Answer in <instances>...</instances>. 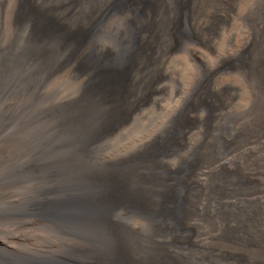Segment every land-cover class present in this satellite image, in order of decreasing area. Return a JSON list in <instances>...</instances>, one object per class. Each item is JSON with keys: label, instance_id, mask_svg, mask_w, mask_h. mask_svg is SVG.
Here are the masks:
<instances>
[{"label": "rangeland", "instance_id": "obj_1", "mask_svg": "<svg viewBox=\"0 0 264 264\" xmlns=\"http://www.w3.org/2000/svg\"><path fill=\"white\" fill-rule=\"evenodd\" d=\"M140 1L0 0V239L29 264H264V0L130 26ZM127 163L154 165L171 216L107 201Z\"/></svg>", "mask_w": 264, "mask_h": 264}, {"label": "bare ground", "instance_id": "obj_2", "mask_svg": "<svg viewBox=\"0 0 264 264\" xmlns=\"http://www.w3.org/2000/svg\"><path fill=\"white\" fill-rule=\"evenodd\" d=\"M93 1V0H92ZM214 1V0H213ZM88 2V1H87ZM90 2V1H89ZM178 2L179 0H141L139 2V7L137 10L134 8L133 10L131 7H127V9L124 10H130L133 11V16H130L129 23L130 26L136 27V25L139 24V22L142 23V21L145 20V18L151 16V13H156V16L158 18L162 19L163 24H170L172 19L175 20L178 16ZM102 7V6H101ZM214 12V11H213ZM128 14V12H127ZM146 21V20H145ZM242 23V22H241ZM141 25V24H139ZM138 25V26H139ZM164 26V25H163ZM243 29V28H242ZM232 28L228 30V38L232 39ZM74 44V49H79L83 48L82 54L85 52V48L82 45L81 42H73ZM78 51V50H77ZM202 52V51H201ZM197 49L192 50V54L197 59L198 65L202 66L201 61L197 55ZM78 56V55H77ZM204 64V63H203ZM84 75V74H83ZM86 79L87 77H83ZM112 86V87H111ZM118 82L116 81H110L108 83H99L95 85V89L98 91L104 90L105 88L108 89H114L116 91L115 93H118ZM95 91V90H94ZM102 92V91H101ZM184 94V93H183ZM118 95V94H117ZM182 96V95H181ZM116 97V95H115ZM184 97V96H183ZM184 99V98H183ZM180 102V101H179ZM243 102V101H242ZM245 102V101H244ZM247 102V101H246ZM180 104V103H179ZM182 105V103H181ZM101 106V105H100ZM179 106V105H178ZM177 109V108H176ZM249 110V109H248ZM176 112V111H175ZM199 112H207L205 106H201L200 109L196 112L199 114ZM134 113V112H133ZM175 114V113H174ZM202 114V113H201ZM200 114V115H201ZM204 114V113H203ZM208 114V113H207ZM202 116V115H201ZM200 116V118H201ZM205 118V117H204ZM172 124V123H171ZM173 126V125H172ZM202 127V126H201ZM200 131V130H199ZM188 132V131H187ZM186 132V134H187ZM185 133V132H184ZM189 133V132H188ZM200 133V132H199ZM191 134V133H190ZM188 135V134H187ZM189 137V136H188ZM186 137V138H188ZM192 137V136H190ZM189 137V138H190ZM184 138V137H183ZM187 141V140H186ZM191 141V139H190ZM193 144V143H192ZM189 144V145H192ZM149 145V143H148ZM188 145V144H187ZM147 146V144H146ZM150 146V145H149ZM142 147V146H141ZM193 147V145H192ZM253 147V146H252ZM188 149V148H187ZM153 150V154H154ZM149 154V153H148ZM160 154V152H159ZM150 155V154H149ZM157 155V154H156ZM164 155V154H162ZM187 155V154H186ZM148 157V156H147ZM155 157V156H154ZM169 157V156H168ZM180 157V156H179ZM184 157V156H183ZM153 158V157H152ZM151 158V160H152ZM139 159V158H138ZM148 159V158H147ZM146 159V161H147ZM158 159V158H157ZM184 159V158H183ZM164 160V159H163ZM137 161V160H136ZM139 161V160H138ZM150 161V159H149ZM159 161V160H158ZM156 160V162H158ZM165 161V160H164ZM172 161V160H170ZM180 161V160H179ZM145 162V160H144ZM148 162V161H147ZM166 162V161H165ZM163 162V164L165 163ZM178 162V161H177ZM181 162V161H180ZM159 163V162H158ZM161 163V162H160ZM172 163V162H171ZM174 163V162H173ZM172 163V167H173ZM143 164V163H142ZM140 163V165H142ZM156 164V163H155ZM162 164V163H161ZM165 165V164H164ZM175 165V163H174ZM177 165V164H176ZM139 166V163L137 164H132L125 166L123 171L119 172L118 174L115 173H109L106 175L107 177L104 179L106 183V190H105V195L107 198V201H109L112 204L116 203H121V202H127L133 204V206H137L139 208L145 209L146 213L150 214L153 218H156L157 220L164 219L166 217L171 216L170 212L167 210L169 206H172L174 208L175 204L173 200L171 199L170 195L167 192H163L162 190H159V178L155 176L153 173V170L155 167L152 163L148 164V172H146L144 164L140 166V168L137 169ZM159 166V165H158ZM167 167V165H165ZM180 166V165H177ZM176 166V167H177ZM182 166V165H181ZM161 167V166H160ZM159 167V168H160ZM170 167V166H169ZM175 168V166H174ZM180 168V167H179ZM214 168V167H213ZM171 169V168H170ZM164 170V169H163ZM169 170V169H167ZM147 173L146 177L143 176L145 173ZM150 171V172H149ZM110 172V171H109ZM160 172V171H156ZM163 172V171H162ZM167 172V171H166ZM206 172V171H205ZM169 173V171L167 172ZM172 173V172H171ZM170 174V173H169ZM168 174V175H169ZM205 174V173H204ZM203 174V176H204ZM161 175V174H160ZM164 175V174H163ZM174 175V174H173ZM202 174L200 175V177ZM206 176V175H205ZM209 176V175H208ZM212 177V176H211ZM173 178V177H172ZM203 178V177H201ZM202 180V179H199ZM198 180V181H199ZM200 182V181H199ZM163 186V185H162ZM175 188V187H174ZM163 189V188H162ZM181 190V189H180ZM6 192V191H5ZM4 192V193H5ZM177 192V191H176ZM170 193V192H169ZM175 193V192H174ZM5 195V194H2ZM177 195V194H176ZM10 196V195H9ZM5 197V196H4ZM11 197V196H10ZM3 198V197H1ZM9 198V197H8ZM174 198V197H173ZM5 198L1 199L4 200ZM6 200V199H5ZM11 200V199H10ZM14 200V199H13ZM176 202V201H175ZM107 203V202H106ZM122 203V204H123ZM7 204V203H6ZM125 204V203H124ZM178 204V203H177ZM118 205V204H117ZM120 205V204H119ZM118 205V206H119ZM130 205V204H129ZM127 205V206H129ZM122 206V205H121ZM131 206V205H130ZM22 208V207H21ZM108 208V206H107ZM136 208V207H135ZM177 208V207H176ZM170 209V208H169ZM24 211V210H23ZM176 213V212H175ZM4 214V213H3ZM7 215V214H6ZM20 219L22 218L23 221L27 224H31L32 222H36L35 220L33 221L30 219L25 212L19 213L18 215ZM177 216V215H175ZM173 217V214H172ZM17 218V217H16ZM4 219V218H3ZM13 219V218H12ZM4 221V220H3ZM173 224V223H172ZM2 229V228H1ZM0 229V231H1ZM6 231V230H5ZM4 231V232H5ZM12 230H10L11 232ZM22 233V232H21ZM10 234V233H9ZM11 235V234H10ZM2 236V235H1ZM28 237V236H26ZM24 236L22 234H16V235H11L9 237H4L0 239V264H10L11 260L12 262L16 264H29L31 260L35 258V255L37 254L36 249H32L30 247H20L19 242L22 241ZM24 240V239H23ZM40 252V251H39ZM125 253V252H124ZM42 255L41 253H38L37 257ZM119 256V255H118ZM43 257V256H42ZM125 259V258H124ZM128 259V258H127ZM132 263V262H131ZM144 263V262H143Z\"/></svg>", "mask_w": 264, "mask_h": 264}, {"label": "water", "instance_id": "obj_3", "mask_svg": "<svg viewBox=\"0 0 264 264\" xmlns=\"http://www.w3.org/2000/svg\"><path fill=\"white\" fill-rule=\"evenodd\" d=\"M74 218H72L71 216H68L66 214L60 213L57 217V220L60 224H66L69 222H72Z\"/></svg>", "mask_w": 264, "mask_h": 264}]
</instances>
